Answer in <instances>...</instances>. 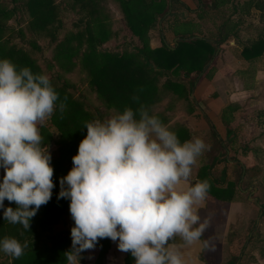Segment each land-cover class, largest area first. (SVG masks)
Wrapping results in <instances>:
<instances>
[{"label":"clouds","instance_id":"clouds-1","mask_svg":"<svg viewBox=\"0 0 264 264\" xmlns=\"http://www.w3.org/2000/svg\"><path fill=\"white\" fill-rule=\"evenodd\" d=\"M59 99L46 74L0 59V208L8 223L25 230L55 187L39 127L57 111L62 118L67 97ZM83 128L87 134L58 195L70 200L74 221L67 264H79L80 253L105 238L130 252L135 264H185L183 248H211L202 239L211 219L200 216L210 183L192 180L193 166L208 147L201 138L181 143L144 105L86 121ZM5 200L16 207H5ZM27 247L15 237L0 239V252L14 259Z\"/></svg>","mask_w":264,"mask_h":264},{"label":"trees","instance_id":"trees-1","mask_svg":"<svg viewBox=\"0 0 264 264\" xmlns=\"http://www.w3.org/2000/svg\"><path fill=\"white\" fill-rule=\"evenodd\" d=\"M64 1H67V4L62 7L61 3L55 0H0V59L11 60L18 69L29 67L33 73L43 74L30 51L12 41L14 36L24 37L25 35L24 29L18 24L19 19L27 13L25 31L30 32L29 37L45 36L50 42H54L57 41L58 34L63 28L62 8L71 9L72 6L79 16L74 21L73 29L66 31L65 35L57 41L54 59L58 60L63 68L69 70L79 64L86 72L90 88L107 107L122 112L126 107L136 111L144 105L149 114L157 116L163 124L168 121V116L162 112L156 113L153 111V106L163 99L164 94H173L188 101L191 112L193 109H198L199 105L190 93L203 75L212 71L210 69L212 67L206 70V66L216 54L219 43L224 41L225 35L216 37L217 30H214V38L199 35L197 34L199 23L193 20L191 21L195 29L193 34L172 31L174 36L178 37L173 45H169L161 34L160 45L151 47L148 41V30L156 26L157 19L160 20L167 14L168 0H115L129 30L138 37L141 45L134 51H108L98 48L111 35L103 0ZM218 3L215 1L212 6ZM14 16L18 17L15 34H6V30L11 27L5 22ZM200 19L203 20L202 16ZM189 22L181 21L184 24ZM227 24L224 22L219 27L227 26ZM190 36L195 37L186 38ZM29 43L39 48L35 41L31 40ZM263 54V37L243 46L240 53L245 60H252ZM210 74L207 77H210ZM50 81L59 94L60 99L57 103L64 101L67 97L62 118L59 111L50 118V124L58 132L57 137H52L46 127L40 129L44 140L53 141L57 147V154L51 155L55 187L50 201L41 206L31 219L29 230L23 229L19 224L8 223L3 217V209L0 210V239L5 236L15 237L22 244L24 242L28 244L24 255L19 259L10 257L8 264H67L64 253L71 249V237L57 234L53 230V226L62 219L63 214L68 212L70 204L68 199H58L60 179L73 167L72 157L78 153L79 143L87 134V129L83 128L84 123L102 117L97 108H90L85 101L75 97L68 90V84L52 79ZM133 96H138L139 99L133 100ZM137 118H139L138 114ZM173 131L181 143L188 140L191 135L183 126H177ZM217 159L216 157L215 161ZM210 168L209 163L202 165L196 180H208L210 183L208 193L226 200L234 187L230 183L222 187L220 185L222 183L215 178ZM3 175L4 173L0 177V182ZM4 206L16 207L15 203H9L7 200L4 201ZM107 241L109 242V239L105 238L97 243L102 246L101 253H104V244ZM130 257L129 252L127 259Z\"/></svg>","mask_w":264,"mask_h":264},{"label":"rangeland","instance_id":"rangeland-1","mask_svg":"<svg viewBox=\"0 0 264 264\" xmlns=\"http://www.w3.org/2000/svg\"><path fill=\"white\" fill-rule=\"evenodd\" d=\"M55 1L60 2L62 7L64 4H67V1L64 0ZM209 1H211V7H218L219 3L213 6L212 4L215 1L220 2L222 0H203V10L201 13L199 12V15L201 14L202 16V14H205V12L207 13L208 9L206 8V5H208ZM222 4H224V2ZM103 5L105 6V11L108 15L106 21L109 23L111 35L107 41L102 45H99L98 48L116 52L134 51L136 47L141 45V42L138 37L133 35L129 30L124 15L121 12L117 2L115 0H103ZM225 5L226 10L225 8L222 9V7H219L221 11L220 13H218L217 10H213L208 13V16L206 15L203 20L198 22L199 25L197 26V34L208 38H214L213 33L216 29L218 31L217 34L215 32L216 37L225 35L227 40L225 42L219 43L216 54L206 66V70L208 67H212L210 68L212 71H208L203 75V77L201 76L202 78L200 79L198 87L196 89L193 88L191 92L192 94L190 93V95L194 101H197V97L199 101H257L258 105L252 106L250 111L244 107L243 113H249V121L251 120V122L248 121L249 125H245L244 120L241 118L243 122L237 123L239 129H235L236 123L233 122L231 124L232 131H237V134L234 138H231L230 135L225 131V121H212L210 117L206 118L203 114L204 112L201 111L200 108H198L199 110L193 109L192 112L189 111L190 103L182 98L176 97L173 94H164L163 99L153 106V111L156 113L162 112L168 116V121L164 124L170 130L173 131L177 126H183L191 134L188 140L192 139L193 137H199L208 146L205 152L198 158L197 163L193 166V182H195L194 179L197 177L200 167L205 163H209L211 166H213V168L211 167L210 169L214 175H216V171L213 170L215 164H217L219 161H226V151L223 148L218 151L220 153H217L216 157L218 159L216 161V157H213L214 151L218 147L216 143L218 140H221L218 143L227 141V144L233 143L232 145H235L239 139V149H244L245 147L243 146L245 145L248 134H242L243 129L246 131V133L250 129V134L252 133V135H255L258 132L256 127L258 130H260L261 124H263L258 122V124L255 125L256 112L257 110L259 111L260 107H262L261 104L264 103V54L253 58L252 60H245L241 57L240 53L243 46L249 45L252 41L258 39L259 37L264 38V0H228L224 6ZM235 9H239V13H237L238 11ZM259 10L263 11V13L261 14ZM190 12L184 9L183 11L177 10L175 5H173V7L168 6L167 14L161 17L160 20L157 19L155 24L156 26L148 30L149 45L151 47L160 45L159 37L161 34L164 36L166 42L169 45H173V43L177 40L175 39L176 37L172 32L175 30L193 34L195 29L191 24L190 19H194V21L197 22L200 17L195 16V14L193 16V14ZM233 13H235L234 18H238L240 21L236 26L237 32L232 33L233 30L230 32L231 29L229 24L224 27L214 26L215 22L218 23L222 18H225ZM78 16L79 13H77L75 9H72V6L71 9L62 8L61 18L63 22V28L58 34L56 39L57 41L65 35L66 31L73 29L74 21L78 18ZM17 18V16H14L11 19L6 20V25L11 27L10 29L6 30V34H15L17 29ZM27 19L28 15L25 13V15H22L18 22L20 27L24 29V37L14 36L12 41L22 45L24 48L30 51L32 56L36 59L38 65L41 67L43 74H46L49 79L59 83L64 82L68 84V90H70L75 97L85 101L90 108H97L101 112L102 117L100 120H103L118 112L114 108L107 107L104 101L97 97L96 93L89 86L86 72L79 64L75 65L69 70L65 67L63 68L59 64V61L54 59L57 41L50 42L48 38H45V36L34 35L29 37L30 32L25 31ZM185 20L190 22L185 24L181 23V21ZM173 25L174 27H172ZM230 37L233 39H230ZM186 38L188 39L189 37ZM31 40L35 41L39 48L32 46L29 43ZM231 40L233 41L229 42ZM209 73H211L210 78L207 77ZM163 78L161 80H163ZM232 78H235L236 80H231ZM228 79L231 81L226 82ZM212 125L216 127L220 138H218V135L216 138H213L210 134L213 132ZM41 127H46L48 131L51 132L52 137H57L58 132L56 128L50 124V119L45 121L39 127V130ZM239 132H241V134L237 138ZM263 133L264 130L260 132V135ZM41 135L43 137L42 146H47L50 154L55 156L57 154L56 145L51 140L45 141L44 135ZM214 140L216 141L214 142ZM213 143H216V145L214 146ZM3 173L4 169L0 168V177ZM262 193H264V184L261 188V194ZM1 209L2 208H0V210ZM73 226L74 221L72 220L68 210V212L63 214L62 219L53 226V230L57 234L60 233L61 235H67L71 237L70 231L71 227ZM111 241L112 240H110V242ZM9 261L10 256L0 252V264H8Z\"/></svg>","mask_w":264,"mask_h":264},{"label":"crops","instance_id":"crops-1","mask_svg":"<svg viewBox=\"0 0 264 264\" xmlns=\"http://www.w3.org/2000/svg\"><path fill=\"white\" fill-rule=\"evenodd\" d=\"M227 1L222 0L216 8L211 7V1H209L206 5L208 11L202 14V18L208 16L209 11L217 10L220 13L219 7L226 10L224 4ZM223 2L224 4H222ZM168 5L170 7L175 5L177 10L191 11L190 13L197 17L203 10V0H168ZM235 10L239 13V9ZM259 12L263 13L261 10ZM234 17L235 13L222 18L218 23L215 22L214 26H221L227 22L230 25V32L232 30V33L237 32L236 26L240 21ZM193 20L190 19V21ZM199 21L201 19H198ZM230 39L233 38L230 37ZM226 40L227 38L222 42ZM231 80L236 79L232 78ZM231 80L228 79L226 82ZM199 82L194 89L198 87ZM197 104L206 118L210 117L212 121H225V131L231 138L237 134V131H232L231 124L233 122L236 123L235 129H239L237 123H241L243 120L245 125H249L251 122L249 113H243L244 107L250 111L252 106L258 105L257 101H199L198 97ZM261 106L256 112L255 125L258 122L263 124H261L260 130L256 127L258 132L255 135L250 134V129L247 133L243 129L242 134H248L244 149H239V139L235 145L227 144V141L218 143L221 140L216 142L218 150L216 148L217 151H214L213 157L215 158L217 153H220L218 151L223 148L226 150V161H219L215 164L213 170L216 171V175L210 169L211 173L222 183L220 184L222 187H226L230 183L234 190L226 200L216 198L208 193L205 208L200 210V216L202 220L206 216L211 219L210 226L202 237V239L210 240L211 248L203 247L200 243L183 248L185 264H264V193L261 194L264 184V133L260 135V132L264 130V103ZM212 130L213 132L210 134L216 138L218 132L213 125ZM240 134L241 132L238 133L237 138ZM216 143L213 145L215 146ZM211 167L213 168V166ZM194 180L196 181V178ZM117 243L110 242L109 239V242L104 244V253H101L102 246L98 244L94 249L81 252L79 264H135V259L132 256L127 259L128 253L120 251ZM176 243L182 242L177 238Z\"/></svg>","mask_w":264,"mask_h":264},{"label":"water","instance_id":"water-1","mask_svg":"<svg viewBox=\"0 0 264 264\" xmlns=\"http://www.w3.org/2000/svg\"><path fill=\"white\" fill-rule=\"evenodd\" d=\"M195 36L189 37L188 39L194 38ZM175 39H178V37H176ZM192 94V93H191Z\"/></svg>","mask_w":264,"mask_h":264}]
</instances>
